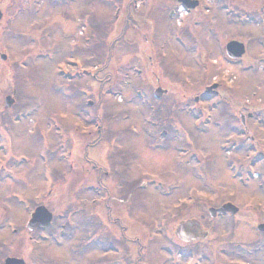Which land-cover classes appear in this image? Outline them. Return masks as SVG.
I'll list each match as a JSON object with an SVG mask.
<instances>
[{
  "label": "rangeland",
  "instance_id": "1",
  "mask_svg": "<svg viewBox=\"0 0 264 264\" xmlns=\"http://www.w3.org/2000/svg\"><path fill=\"white\" fill-rule=\"evenodd\" d=\"M54 1L0 0L4 14L0 55L6 56L0 59V165L6 162L4 170L9 166L14 173L13 178L0 171V225L4 227L9 220L20 229L15 235L5 228L0 231V262L18 257L25 264H97L85 236L86 200L91 197L86 187L91 172L110 189L112 209L105 214L103 230L123 246L121 252L110 251L111 264H120L121 259L128 264H264L260 228L264 224V123L245 119L248 135L238 123L241 114L261 110L264 104L263 21L258 26L237 27L226 24L221 12L215 33L221 36L220 44L234 37L249 50L244 61L234 66L223 52L205 57L207 49L214 52L217 47L216 42L207 41L197 65L178 42L170 41L169 48L163 43L168 32L173 38L174 26H165L157 17L156 22L149 21L147 9L134 7L132 1L123 0L118 18L113 17V5L108 7L104 0L58 1L57 6ZM231 1L249 11L264 6V0ZM29 7L37 10L35 14L25 13ZM89 7L93 10L90 53L84 48L78 19ZM14 11L18 13L11 21ZM127 14L131 17L125 21ZM204 25L195 32L204 31L208 27ZM71 42L79 44L78 48ZM214 60L216 68L209 69ZM250 63L253 71L240 70ZM214 81L218 83L215 89L202 91ZM156 87L166 93L158 103L162 109L154 117L147 102L152 101ZM201 91L204 103H194V95ZM7 96L14 98L8 107ZM88 100L91 106H84ZM91 115L97 120L93 126ZM156 120L159 129L165 128L173 136L165 150L151 148L152 133L159 129L149 122ZM96 125L108 134L81 133L95 131ZM120 132L116 145L127 148L120 153L133 156L125 161L127 172L122 177L136 178L132 166L136 163L165 185L140 191L133 186L135 181L124 186L116 182L110 160L104 156L103 141ZM185 132L192 145H183ZM56 136L68 143L66 148L59 149L57 144L54 149ZM91 142L96 146L89 147ZM131 146L141 149L138 159ZM176 146L183 152H177ZM69 149L72 159L65 154ZM88 156L94 160L89 161ZM198 171L202 179L197 177ZM132 186L134 193L143 196L134 208L129 207L133 199L126 201L129 192L125 195L127 190L133 192ZM226 201L238 208L234 215H208V207ZM36 202L53 217L42 234L22 227ZM154 220L158 225L152 228ZM191 220L209 231L207 240H177L176 226ZM147 232L152 233L150 241Z\"/></svg>",
  "mask_w": 264,
  "mask_h": 264
},
{
  "label": "flooded vegetation",
  "instance_id": "2",
  "mask_svg": "<svg viewBox=\"0 0 264 264\" xmlns=\"http://www.w3.org/2000/svg\"><path fill=\"white\" fill-rule=\"evenodd\" d=\"M75 0H73L74 2ZM108 3H110V0H107ZM134 7H141L147 9L148 13V19L149 21H155L154 17H157L159 21L163 22V24L166 26H174L175 29L173 31H176V36L173 38H170V32H168L167 36L164 37L163 43L166 44V47L169 48L170 41L173 42L176 41L178 42L182 47L183 51L186 53H189L192 55V57L198 62H196L197 65L200 64L199 56L200 54L202 55V52L204 51V46L202 44L204 42H216V50L212 52L211 50L207 49V52H205V57L209 56L210 54L220 52L222 53V45L220 44L222 41L220 39V35H215L219 29V25L221 20H218V17H221V12L224 14L226 20L225 23L229 25H237L238 26H246L247 24L253 25V20L256 19V17L259 16V14L264 13V7H260L258 10H244L238 7L236 2H233L230 0H129ZM246 2L249 3H255L256 1H248L245 0ZM128 2V5L130 4ZM247 3V4H249ZM59 4V3H58ZM112 4L117 6V10L115 13V17L118 18L120 11L124 8V1L123 0H112ZM57 6V3L55 4ZM28 15L31 14V12H36V9H33L31 7L26 9ZM30 11V12H29ZM127 11V10H125ZM140 12V11H139ZM18 13V11H14L13 14L11 13L10 18L12 21V17L14 18L15 15ZM2 15H4L2 13ZM91 15H92V9L89 7V9L86 11V13L81 14L80 17L78 18L79 20H84L86 24L90 23L91 20ZM125 21H127L131 16L129 14L126 15ZM217 18V19H216ZM77 19V20H78ZM165 22V23H164ZM207 24L208 27L202 30H197V33L195 32L196 28L199 27H204ZM134 27H137L136 25L133 24ZM203 33L201 36L200 33ZM88 39V35L86 36ZM190 39V41H189ZM228 40H237V41H242L240 39H235L233 38H228L224 40L223 43H225ZM88 41V40H87ZM192 41V42H191ZM162 44L160 45V47ZM77 47V46H76ZM78 48V47H77ZM77 50V49H75ZM86 52H91L89 51V47L87 46L85 48ZM165 53L162 52L161 56L165 57ZM218 55V54H217ZM221 55V54H220ZM204 57V56H203ZM242 60V59H241ZM241 60H234L232 61V64L234 66H238L240 64ZM216 63V60L212 62V64L208 65L209 69L214 70L216 66H214ZM188 68V66H186ZM186 68H182L184 70H187ZM191 68V67H190ZM203 69V68H202ZM201 69V70H202ZM244 72L246 71H251L250 67L244 68ZM188 71V70H187ZM206 71V70H205ZM211 92V90L208 91V93ZM166 93V92H165ZM164 93V94H165ZM215 95H218L217 92H214ZM164 94L162 93V96L158 99H154L151 102L153 103L152 108H153V115L160 112L162 109V106L158 103L163 99ZM202 93H199L197 95H194V101H198L199 98L204 99V95ZM264 111V108H263ZM250 113L247 112L246 117L250 116ZM155 117V116H154ZM157 118V117H156ZM240 119L242 120V123L245 121V117L243 115H240ZM154 125L156 127H160L159 120L154 121ZM106 132V131H105ZM108 134V133H103L100 132L99 130L97 131H89L86 132V134ZM131 133V132H130ZM133 134V133H132ZM184 136L187 135L188 133L185 132L183 133ZM120 135H122V132L120 134H112L111 136H107L104 138V143L106 144L105 150H104V156L106 159L110 160V163L112 165V171L114 174H116V177L118 180L116 182L120 183L122 186H124L126 183L133 184L135 181L134 187H138L140 191L146 189L147 187H155L158 185H165L163 180H160L159 178L154 179L152 178L153 175L149 171H141V169L138 167L136 163H134L132 166L134 170L136 171V178L138 177V181L135 180L136 178H128L125 179L122 176L127 172L125 169V161L133 157L131 153H120L122 150H126L127 148H123L122 146H117L116 144L118 143V140L120 139ZM101 138V137H99ZM168 138H173L172 133L165 129H159L156 130L155 132L152 133V143L154 144V148L152 150H165L167 148H164L165 144H167ZM94 142V141H93ZM132 144V142H131ZM95 143H90L89 147H95ZM134 147V148H133ZM131 148L136 151L135 152V158H139V151L141 149L137 148L136 146H131ZM175 149H178L175 147ZM170 150V149H168ZM89 157V156H88ZM91 159H88L89 161H92V157H89ZM104 158V157H103ZM133 158L132 161L136 160ZM184 159V158H180ZM98 161V160H96ZM132 166H128L127 168H131ZM120 170H119V168ZM73 168V165H72ZM119 173V174H118ZM91 178L87 179V192L91 194V197L86 200V219H87V233H86V244L88 250L94 251L95 252V262L97 264H111V261L109 259V253L111 250L116 249L119 252L123 251V246L117 243H114L113 240L109 237V235L106 233L104 228V217L105 214H109L111 208L110 205V189L109 187H106V184L99 179L100 177H95L93 173H88ZM100 175V174H99ZM144 176L145 179H140V177ZM150 177V178H146ZM131 186V185H130ZM132 186V188H133ZM132 191H126L125 195L129 192V195H131L129 198H126V201L129 202L130 199H133V202L129 205V207L134 208L136 207L139 203L142 202L140 198L141 196L140 193L135 192L134 193V188ZM125 192V191H124ZM126 196H124L125 198ZM140 200V201H138ZM97 208V209H96ZM75 211L73 213L77 212V208H74ZM97 210V211H96ZM170 215V209L167 212ZM108 216H106L107 218ZM137 218H135L136 220ZM6 222V221H5ZM155 224L152 222L151 227L154 228L156 227L157 222L154 220ZM154 225V226H153ZM64 225L61 227L63 228ZM24 229V224L22 225ZM7 230V226L4 223V227L0 225V231L2 229ZM27 230V229H26ZM151 232H147V238L148 241H150L151 238ZM125 235V234H124ZM264 248V247H263ZM4 261V260H3ZM264 262V261H263ZM1 263V262H0ZM94 263V262H93ZM90 264V262H88ZM120 264H128L127 261L124 259H121Z\"/></svg>",
  "mask_w": 264,
  "mask_h": 264
},
{
  "label": "water",
  "instance_id": "3",
  "mask_svg": "<svg viewBox=\"0 0 264 264\" xmlns=\"http://www.w3.org/2000/svg\"><path fill=\"white\" fill-rule=\"evenodd\" d=\"M226 51H227L228 55L231 56V57L240 56L241 53L243 52L242 44L237 43L235 41H230L226 45ZM1 58L5 59V56L2 55ZM12 103H13V100L11 99V97L7 96L5 98L6 106L7 107L10 106ZM218 211L219 212L228 211L231 214H234L236 212V208L233 207L230 204H226V205L222 206ZM49 221H50V215L46 211V209H44L42 207V208H37L35 210V214L33 215L29 225L31 227H36V226L42 227V226L48 224ZM182 225L193 226L196 229V223L194 221H189V222L184 223ZM21 263H22L21 260H16V259H7L6 262H5V264H21Z\"/></svg>",
  "mask_w": 264,
  "mask_h": 264
}]
</instances>
